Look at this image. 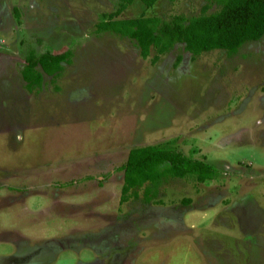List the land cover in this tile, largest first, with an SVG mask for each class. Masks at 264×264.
Instances as JSON below:
<instances>
[{
    "label": "rangeland",
    "instance_id": "rangeland-1",
    "mask_svg": "<svg viewBox=\"0 0 264 264\" xmlns=\"http://www.w3.org/2000/svg\"><path fill=\"white\" fill-rule=\"evenodd\" d=\"M120 1L0 0V264H264V37L231 56L178 44L153 64L96 31ZM207 4L135 2L119 19ZM69 50L59 76L27 89L28 57ZM155 145L218 177L124 202L118 169Z\"/></svg>",
    "mask_w": 264,
    "mask_h": 264
},
{
    "label": "trees",
    "instance_id": "trees-1",
    "mask_svg": "<svg viewBox=\"0 0 264 264\" xmlns=\"http://www.w3.org/2000/svg\"><path fill=\"white\" fill-rule=\"evenodd\" d=\"M161 0H121L116 12L109 14L96 26L98 33L114 32L135 40L143 58L153 51V64L169 54L178 44L198 57L215 50L228 55L236 54L249 42L264 37V0H209L201 13L188 18L174 15L170 20L147 17L145 13L130 19H119L135 2L146 9L153 8ZM217 10L210 12L212 7ZM72 52L62 54H32L21 71L29 91L41 87L44 74L54 76L62 72L63 64H70ZM181 58H178V62ZM38 67L42 70H38ZM124 173L122 200L138 197L144 189L147 201H151L159 187L168 179H184L194 176L199 183H208L218 177V170L202 160L189 158L182 151L161 145L131 149L128 160L118 169Z\"/></svg>",
    "mask_w": 264,
    "mask_h": 264
}]
</instances>
